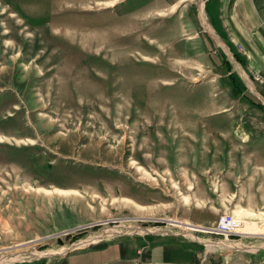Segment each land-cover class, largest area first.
Listing matches in <instances>:
<instances>
[{"label": "rangeland", "instance_id": "obj_1", "mask_svg": "<svg viewBox=\"0 0 264 264\" xmlns=\"http://www.w3.org/2000/svg\"><path fill=\"white\" fill-rule=\"evenodd\" d=\"M204 1L0 0V264H264L207 231L264 227V111Z\"/></svg>", "mask_w": 264, "mask_h": 264}, {"label": "crops", "instance_id": "obj_2", "mask_svg": "<svg viewBox=\"0 0 264 264\" xmlns=\"http://www.w3.org/2000/svg\"><path fill=\"white\" fill-rule=\"evenodd\" d=\"M207 1L203 8L213 30L229 48L233 47L231 52L245 75L233 70L229 61L228 77L238 98L243 97L251 106L264 111V0H217V16L210 15ZM0 27V33L8 30L7 26ZM11 58L15 59L16 54ZM238 76L244 79L237 80Z\"/></svg>", "mask_w": 264, "mask_h": 264}, {"label": "built area", "instance_id": "obj_3", "mask_svg": "<svg viewBox=\"0 0 264 264\" xmlns=\"http://www.w3.org/2000/svg\"><path fill=\"white\" fill-rule=\"evenodd\" d=\"M236 220L237 219L234 217L233 213L224 212L220 215L215 224L207 229V231L219 235H224L225 237L231 233H237L236 227L238 221Z\"/></svg>", "mask_w": 264, "mask_h": 264}, {"label": "bare ground", "instance_id": "obj_4", "mask_svg": "<svg viewBox=\"0 0 264 264\" xmlns=\"http://www.w3.org/2000/svg\"><path fill=\"white\" fill-rule=\"evenodd\" d=\"M64 191V190H63ZM231 213V212H230ZM235 217V216H234ZM238 221L236 230L238 229L242 233H264L263 228L264 227H259L256 222L254 221H247V220H241L240 217H235Z\"/></svg>", "mask_w": 264, "mask_h": 264}, {"label": "trees", "instance_id": "obj_5", "mask_svg": "<svg viewBox=\"0 0 264 264\" xmlns=\"http://www.w3.org/2000/svg\"><path fill=\"white\" fill-rule=\"evenodd\" d=\"M225 61L227 62V67H228V69H230L229 62L227 61V59H225Z\"/></svg>", "mask_w": 264, "mask_h": 264}]
</instances>
